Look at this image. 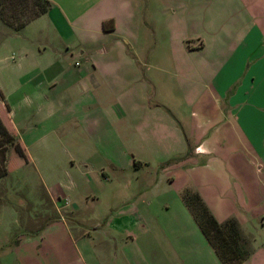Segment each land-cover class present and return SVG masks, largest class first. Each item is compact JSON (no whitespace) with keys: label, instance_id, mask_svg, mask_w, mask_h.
Returning a JSON list of instances; mask_svg holds the SVG:
<instances>
[{"label":"crops","instance_id":"crops-1","mask_svg":"<svg viewBox=\"0 0 264 264\" xmlns=\"http://www.w3.org/2000/svg\"><path fill=\"white\" fill-rule=\"evenodd\" d=\"M50 1L25 25L53 20L60 47L39 43L43 58L11 72L29 81L48 134L70 138L61 126L74 119L81 151L72 184L47 189L52 213L0 264H224L181 193L254 239L264 226V0ZM94 157L112 172L90 171ZM253 247L241 264H264V240Z\"/></svg>","mask_w":264,"mask_h":264},{"label":"rangeland","instance_id":"rangeland-1","mask_svg":"<svg viewBox=\"0 0 264 264\" xmlns=\"http://www.w3.org/2000/svg\"><path fill=\"white\" fill-rule=\"evenodd\" d=\"M148 1L159 6V0ZM39 3L40 0H0V9L9 19L22 20L35 14L40 7ZM7 24L0 14V79L8 89L5 92L7 96L0 94V122L9 127L13 135L12 141L0 146V249L14 242L18 234L28 230L32 224H41L47 213H52L47 189L52 184L64 188L72 184L68 171L69 154L81 151L73 129L74 119L64 122L61 126L63 132L71 131L72 134H68L72 135L70 138L60 140L56 139V133L48 134L43 126L42 113L36 112L33 106H28L26 102L29 96H25V92L31 88L29 81L22 78V70H13L14 76L11 72L13 62H20L21 67L27 68L32 66L33 58H43L39 43L52 40L60 47L62 42L57 36L54 21L48 19L45 25L33 23L19 29ZM43 27L45 28L42 29ZM2 40L8 41L7 44L2 45ZM61 49L59 55H68L69 61L73 58L74 62L82 59L79 54L81 49L73 48V54L66 53L62 47ZM15 83L18 84L19 91L9 96V88ZM67 98L71 99L69 96ZM5 102L9 108L12 106L14 111L2 110L6 107ZM106 147L115 151L117 145L107 144ZM88 163L90 171L104 166L112 172L111 163L99 157L89 159ZM70 168L75 170L72 166ZM77 177L79 174H76ZM108 184L120 185L117 180ZM71 193L75 198L73 192ZM84 216L85 220H88V215ZM253 231L255 239L248 235L252 238V246L253 240H264V226L257 224Z\"/></svg>","mask_w":264,"mask_h":264},{"label":"trees","instance_id":"trees-1","mask_svg":"<svg viewBox=\"0 0 264 264\" xmlns=\"http://www.w3.org/2000/svg\"><path fill=\"white\" fill-rule=\"evenodd\" d=\"M39 4L40 7L35 14L22 20L9 19L1 9L0 14L6 23L19 29L31 19L46 11L51 5V1L40 0ZM0 131L2 132L0 146L12 141L13 135L9 127L1 122ZM181 194L224 264H241L251 255L254 249L251 245L252 238L243 232L238 218L232 216L225 221H219L198 191L185 188Z\"/></svg>","mask_w":264,"mask_h":264}]
</instances>
